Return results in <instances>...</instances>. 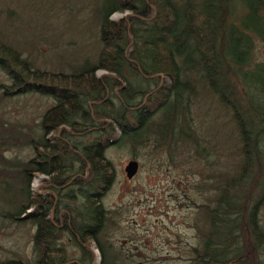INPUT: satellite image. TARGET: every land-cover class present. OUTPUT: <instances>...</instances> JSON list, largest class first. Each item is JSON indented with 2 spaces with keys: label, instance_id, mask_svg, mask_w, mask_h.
Here are the masks:
<instances>
[{
  "label": "trees",
  "instance_id": "obj_1",
  "mask_svg": "<svg viewBox=\"0 0 264 264\" xmlns=\"http://www.w3.org/2000/svg\"><path fill=\"white\" fill-rule=\"evenodd\" d=\"M0 1V223L34 229L33 264H90L91 246L99 264H138L113 239L125 209L102 204L111 148L195 171L189 264H264V0H89L95 40L59 72L7 38L19 0ZM30 96L52 102L31 124L6 109ZM37 175L43 196L29 188ZM65 234L80 260L58 245Z\"/></svg>",
  "mask_w": 264,
  "mask_h": 264
},
{
  "label": "rangeland",
  "instance_id": "obj_2",
  "mask_svg": "<svg viewBox=\"0 0 264 264\" xmlns=\"http://www.w3.org/2000/svg\"><path fill=\"white\" fill-rule=\"evenodd\" d=\"M88 3L89 0H19L18 5L10 3L16 13L12 24L9 27L5 25L3 31H6L8 39H14L21 46L23 53L31 52L38 56L34 60L42 66L39 67L41 70L59 72L62 61H70L67 57L77 46L91 44L95 40L96 20L89 11ZM120 17L113 14L110 19L117 21ZM18 18L22 20L18 21ZM58 54V62L53 61ZM254 58L264 62V48L258 42ZM100 73L97 71L95 76L100 78ZM19 100H23L18 103L20 107L7 106L6 109L12 114L17 113L29 124L32 123L31 116L41 114L52 104L49 99L38 96ZM202 121L200 119L198 123ZM90 140L92 137L82 141L86 143ZM262 143L264 145V139ZM140 155L134 160L137 163L135 174L127 180L123 168L133 160L128 149L111 148L105 154L113 168L114 178L102 204L106 209H125L119 218L121 230L113 239L119 246L128 248L138 264H189L186 251L195 243L191 228L195 209L184 206V193L188 198L195 197L190 191L196 183V177L191 175L195 171L186 169L180 163L167 165L163 152H157L152 157H148L147 152H140ZM46 182L45 176L37 175L30 181L29 188L32 193L43 196L48 192ZM257 213L259 225L264 227V202ZM33 232L29 224L9 226L0 223V260L19 258L33 264L30 240ZM58 245L66 250L69 261L82 258L66 234ZM138 249L141 251L139 254ZM88 250L93 257L90 264H99L97 250L93 246Z\"/></svg>",
  "mask_w": 264,
  "mask_h": 264
},
{
  "label": "water",
  "instance_id": "obj_3",
  "mask_svg": "<svg viewBox=\"0 0 264 264\" xmlns=\"http://www.w3.org/2000/svg\"><path fill=\"white\" fill-rule=\"evenodd\" d=\"M105 75H106L105 72L100 73V76H105ZM136 170H137L136 161L134 160L128 161L123 168V173H124L125 178L127 180H130L132 176L135 174Z\"/></svg>",
  "mask_w": 264,
  "mask_h": 264
}]
</instances>
